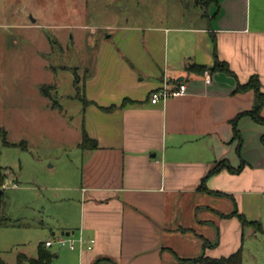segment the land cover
Listing matches in <instances>:
<instances>
[{"label":"crops","instance_id":"0c3cea01","mask_svg":"<svg viewBox=\"0 0 264 264\" xmlns=\"http://www.w3.org/2000/svg\"><path fill=\"white\" fill-rule=\"evenodd\" d=\"M195 1L202 11L187 22L107 26L118 41L102 43L97 69L84 80L82 128L97 146L78 144L77 180L60 186L71 194L55 197L40 215L34 245L18 244L13 259L0 251L4 263L29 264L40 248L50 253L48 264H174L176 256L242 252L245 234L254 231L234 211L258 220L264 124L240 116L238 150L233 119L254 101L253 90L236 91L237 84L257 75L264 92V0ZM215 58L229 71L212 69ZM164 83H185V93L151 103ZM242 160L238 172L223 167L200 187L218 162L238 168ZM59 235L81 236L83 243L45 245Z\"/></svg>","mask_w":264,"mask_h":264},{"label":"rangeland","instance_id":"374dc122","mask_svg":"<svg viewBox=\"0 0 264 264\" xmlns=\"http://www.w3.org/2000/svg\"><path fill=\"white\" fill-rule=\"evenodd\" d=\"M195 2L0 0V128L14 143L0 139V165L15 181L2 185L1 215L32 224L0 225V251L7 258L18 244L34 245L41 238L40 215L46 217L55 197L71 194L61 187L80 171L84 80L97 69L102 43L118 41L107 26L187 22L202 11ZM257 212L264 230V201ZM242 242V263L264 264V232L245 234Z\"/></svg>","mask_w":264,"mask_h":264},{"label":"trees","instance_id":"16d2710c","mask_svg":"<svg viewBox=\"0 0 264 264\" xmlns=\"http://www.w3.org/2000/svg\"><path fill=\"white\" fill-rule=\"evenodd\" d=\"M197 1L198 3H207L210 0H197ZM190 68L195 69L197 71H203L204 69H206V67L199 66V65H191ZM212 69H223V70L229 71L228 67L226 66V63L219 61L217 58H215ZM248 89H252L254 92L253 105L249 110L238 113L233 119L234 138L238 140V145H237L238 150L241 145V137H240L238 130L236 129L237 119L240 116L247 114L251 116L257 122L264 124V117L260 114V110L264 106V92H262L260 89V81L257 75H252L246 83L237 84V87H236V91H246ZM113 108H115V105H110L108 107H104L103 109L109 111V110H112ZM0 139H1L2 144L4 145L14 144L7 140L6 131L1 128H0ZM260 140H261V143L264 145V134L261 135ZM79 146L81 148L93 149L97 146V141L89 137L86 130L82 128V137H81V141L79 142ZM242 164H243V160L241 161V165L238 168H233L228 164L227 161L218 162L212 169H210L206 177L202 179L200 187L203 186L205 178H207V176L212 175L213 173L217 172L219 169L226 167L230 171L238 172ZM5 180H6L5 168L0 165V224L7 223L5 221V218L1 215V209L4 205V190L2 189V185ZM234 213L237 214V217L241 221L242 225H250L254 232H258V231L264 232L261 226V223L258 220H247L244 215L238 214L236 211H234ZM49 259H50V253L47 250L40 248L38 251V257L36 259H30L29 264H48ZM99 261L100 259L96 260L94 264H97ZM0 264H6V263H4L0 258ZM174 264H243L242 263V252H241V249L239 248L237 251L227 256H220V257H210V256H206L203 254L197 257L176 256V260Z\"/></svg>","mask_w":264,"mask_h":264},{"label":"built area","instance_id":"2783aa9c","mask_svg":"<svg viewBox=\"0 0 264 264\" xmlns=\"http://www.w3.org/2000/svg\"><path fill=\"white\" fill-rule=\"evenodd\" d=\"M206 82H209V78H206ZM185 90V83H179L177 86L174 87H171L168 84L164 83L160 88H157L152 91L150 95V101L151 103L163 102L169 97L184 94ZM93 242V239L89 240L90 245L93 244ZM52 243L57 244L59 246H67L70 249H74L77 243H83V238L81 236L75 238L71 235H59L55 238L45 241L46 246H49ZM90 245H88V247H90Z\"/></svg>","mask_w":264,"mask_h":264}]
</instances>
